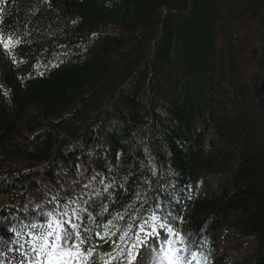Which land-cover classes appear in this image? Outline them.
Returning a JSON list of instances; mask_svg holds the SVG:
<instances>
[{"label":"trees","instance_id":"16d2710c","mask_svg":"<svg viewBox=\"0 0 264 264\" xmlns=\"http://www.w3.org/2000/svg\"><path fill=\"white\" fill-rule=\"evenodd\" d=\"M250 21L262 46L248 74ZM0 28L26 61L0 50V264H19L23 225L47 211L30 199L42 179L62 197L77 182L102 189L94 173L128 177L113 190L121 210L150 180L207 264H264V0H8ZM48 62L43 76L32 67ZM232 230L258 242L253 260L230 259Z\"/></svg>","mask_w":264,"mask_h":264},{"label":"snow or ice","instance_id":"6c2138e0","mask_svg":"<svg viewBox=\"0 0 264 264\" xmlns=\"http://www.w3.org/2000/svg\"><path fill=\"white\" fill-rule=\"evenodd\" d=\"M7 3L8 0H0V25L4 22ZM23 42L0 28V50L14 64L26 63L22 59L17 61L14 51ZM54 59L59 60V54ZM59 63H37L32 67L43 76L41 68L58 67ZM150 171L155 175V166ZM91 179L98 180L102 189H93L90 183L81 187L77 182L62 197L52 198L50 203L55 202L52 210H41L36 221L23 225L28 232L24 242L18 245L17 251L23 249L19 264H193L194 261L201 264V257L207 264V257L199 250L202 245L190 240L191 234L177 227V223L185 222L184 217L166 208L159 197L149 196L155 191L150 180L135 182L133 198L121 210L116 208L120 194L113 190L119 187L128 192V177L117 183L114 178L94 173ZM142 184L147 185V190H140ZM102 193L105 195L101 199ZM152 199H155L154 207ZM12 232L17 237L21 234L15 229Z\"/></svg>","mask_w":264,"mask_h":264},{"label":"rangeland","instance_id":"374dc122","mask_svg":"<svg viewBox=\"0 0 264 264\" xmlns=\"http://www.w3.org/2000/svg\"><path fill=\"white\" fill-rule=\"evenodd\" d=\"M239 39V52L241 60L246 69V73H252L256 63V58L261 50L262 41L259 26L255 22H247L242 24L238 30ZM250 68V69H249ZM69 170L66 167H62L60 174L57 178L58 181L68 180ZM229 176L224 174L221 176H210V180L214 187L224 185L227 183ZM41 187L30 195L31 201H33L38 208L52 210L55 202H51L53 197L59 196V190L52 188V185L47 179L41 180ZM223 242L226 248H228L229 257L231 260L238 261L253 260L258 247L257 241L244 235L240 231L232 230L224 233ZM147 260V256H145Z\"/></svg>","mask_w":264,"mask_h":264},{"label":"water","instance_id":"95a60500","mask_svg":"<svg viewBox=\"0 0 264 264\" xmlns=\"http://www.w3.org/2000/svg\"><path fill=\"white\" fill-rule=\"evenodd\" d=\"M258 95L264 108V84H262L261 87L258 89Z\"/></svg>","mask_w":264,"mask_h":264}]
</instances>
